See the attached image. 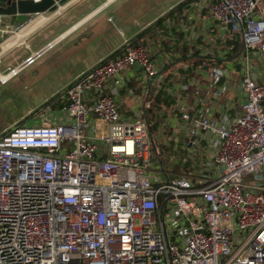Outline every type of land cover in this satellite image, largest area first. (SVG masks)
<instances>
[{
    "label": "built area",
    "instance_id": "2783aa9c",
    "mask_svg": "<svg viewBox=\"0 0 264 264\" xmlns=\"http://www.w3.org/2000/svg\"><path fill=\"white\" fill-rule=\"evenodd\" d=\"M196 5L208 10L201 20L213 43L242 42L234 69L213 66L208 74L215 95L235 90L243 100L242 111L220 118L182 96L171 106L194 154L184 162L198 171L167 176L162 159L154 160L144 112L122 115V89L125 103L140 100L127 88L132 72L149 94L164 57H179L144 35L128 40L34 110L33 124L0 136V264H264V71L257 59L264 57V0ZM186 8L163 20L165 39L188 33ZM8 19L0 13V64L26 44L5 48L22 31ZM52 46L0 70V84ZM192 84L178 80L171 91ZM201 133L209 144L204 161L194 148Z\"/></svg>",
    "mask_w": 264,
    "mask_h": 264
},
{
    "label": "crops",
    "instance_id": "0c3cea01",
    "mask_svg": "<svg viewBox=\"0 0 264 264\" xmlns=\"http://www.w3.org/2000/svg\"><path fill=\"white\" fill-rule=\"evenodd\" d=\"M82 1L84 0H68L66 3L59 5V7L52 12L46 11L43 13L32 14L29 16L28 22L24 25L20 24L17 20H12L11 17L7 20L15 27L19 25L22 26L21 30L24 31L22 37H24L26 43L25 46L31 50V53L28 56L38 50H41L49 43H53L54 46L66 36H69L73 32L93 21L94 23L91 24L89 30L84 32L82 37H79L80 40L75 44L77 47L84 48L85 50L80 54L83 58L82 63L85 67L75 76L74 80L94 65L114 55L120 48L123 47L126 41L134 39L156 21L160 19L164 20L169 15H173L174 13L179 14L183 11H173V8L183 2V0H124L120 3H118L120 0H90L88 3H84L79 8L72 11L73 7L80 5ZM197 1L198 0H195L189 3L185 9V17L189 18V21L184 19L188 22L186 29L188 33H185L184 31L179 32L177 33L178 39L176 41H170L169 39H165L161 34V24V26L157 27L153 31L158 39L149 37L154 40L156 47L164 46L169 53H175L179 56L177 59L170 58V56L164 57L165 61L162 62L163 69L160 72V83L153 81L154 87L151 90L155 95L163 93V98L168 97V100L170 101L169 104L163 103V99L160 103L152 107L154 101L151 102V100H147L149 94H146L145 92L146 85L139 82L133 72L127 88L132 89L134 91V95L140 97V100L132 99L129 100L128 103H125L124 100L130 98L128 94L129 92L126 88L121 90V97L119 100V108L124 118L135 114L133 109L138 108L139 111L144 112L146 106L151 107V123H157L153 137V151L154 156L157 155L158 159L154 160L158 162L159 159H162V162L164 163V146L169 145V143L174 145L176 144V152L170 153L171 155H167V158L170 159L168 162L170 169L177 172V175L193 174L196 169L198 171L200 168L191 164V161H186L190 162L186 171V162H184L185 158L183 157V160L180 159V151L182 149L190 152L192 151L191 147L187 146V138L182 121L180 122L177 118L170 115V108L173 104L178 102L179 96H182L183 99L185 98L186 103L188 105H193L195 108H201L205 105L212 106V109L215 110L214 115L218 118L223 116L225 113L234 116L237 112L243 110L242 97L239 94L237 95L235 90H229L220 96L215 95L217 87L215 88L211 84L208 74L209 70L213 66L228 65L234 69L235 66L233 60H235L240 54L242 50V42L238 38L235 42L228 41L226 44H218V42H216L217 44L213 43L212 40L208 38L209 36H206L208 34L201 20V18L208 14V10L206 8L201 9V6L196 5ZM116 3L118 4L110 17L105 20H99V18H97L103 11L106 10V8ZM68 12L70 14L64 20L51 27L48 30V33H46V35H53V38L41 48L33 50L31 45L28 43V39L39 30L45 29L53 24L60 16L65 15ZM193 16L195 19L192 18ZM213 41L215 42V40ZM232 43H234L233 45H235V47L230 50ZM238 43H240V45H238ZM183 44L196 49L200 55V63L191 62L190 60L183 63V60H179L183 53L176 48L178 47L182 49ZM204 47L209 48L210 50V54L207 57H203L201 53ZM191 55V52L188 53V56ZM214 58H217L218 60ZM257 59L261 63L264 62V57H257ZM158 60L161 62L159 57ZM204 61L209 62V66L207 67L208 69L200 68ZM236 71L239 73L238 70H235L231 74V79L234 80V83L240 80V75L237 74ZM178 80L183 81V83H188L190 81L193 82L192 88L194 89H183L182 92L171 91L175 88V83ZM195 88L197 89L195 90ZM229 93H233V97L228 98L227 94ZM176 113L180 116L179 112L176 111ZM159 114L165 120L163 123L158 120ZM160 147L161 153L158 154ZM208 147L209 144L207 139L204 134L201 133L198 144L194 146V148H197L202 152L201 161H204L205 154L209 152ZM179 161L180 164H177ZM176 166L178 167L177 169ZM166 173L167 176H169L167 171ZM194 176H199V174L196 173Z\"/></svg>",
    "mask_w": 264,
    "mask_h": 264
},
{
    "label": "rangeland",
    "instance_id": "374dc122",
    "mask_svg": "<svg viewBox=\"0 0 264 264\" xmlns=\"http://www.w3.org/2000/svg\"><path fill=\"white\" fill-rule=\"evenodd\" d=\"M88 1L90 0L82 1L80 5L73 7L72 11L84 3H88ZM122 1L124 0H120L118 3ZM118 3L106 8L97 18L105 20L110 17ZM69 14L68 12L60 16L53 24L31 36L28 39L31 48L37 50L50 41L53 35H46L48 30L64 20ZM93 23L92 21L69 36H66L52 48L45 51L33 64L21 70L19 74L9 79L6 83L0 84V136L15 124L22 126L29 120V124H33L35 121L33 116L35 114L32 112L43 106L59 92L65 90L70 82L74 81L75 76L85 67L82 63L83 58L80 55L85 50L84 48L77 47L75 44L80 40L79 37H82L83 33L89 30ZM30 53L31 50L25 45L16 46L3 58L0 70L6 72L9 66H16ZM259 65L264 71V66L261 63ZM227 97H233V93L227 94ZM158 118L161 123L165 121L160 114ZM175 145L169 143L163 149L165 160L163 167L169 173V177L178 174L170 169L168 163L170 159L167 158V155L170 156V153L176 152ZM160 153L161 147L158 151V154ZM193 156L194 154L188 150L182 149L180 151L181 160H183V157L192 159ZM154 159H158V156H154ZM177 164H180V161ZM189 165L190 162L185 163L186 171Z\"/></svg>",
    "mask_w": 264,
    "mask_h": 264
},
{
    "label": "water",
    "instance_id": "95a60500",
    "mask_svg": "<svg viewBox=\"0 0 264 264\" xmlns=\"http://www.w3.org/2000/svg\"><path fill=\"white\" fill-rule=\"evenodd\" d=\"M67 1L68 0H41L39 2H34L33 0H0V13L10 16L20 24H24L29 20L30 15L46 11L52 12L56 10L59 5Z\"/></svg>",
    "mask_w": 264,
    "mask_h": 264
},
{
    "label": "trees",
    "instance_id": "16d2710c",
    "mask_svg": "<svg viewBox=\"0 0 264 264\" xmlns=\"http://www.w3.org/2000/svg\"><path fill=\"white\" fill-rule=\"evenodd\" d=\"M195 0H183V2H181L180 4H178L177 6H175L172 10L173 11H180L182 10V8L186 7L189 3L193 2ZM172 11V12H173ZM171 12V13H172ZM162 20L163 19H160L158 21H156L153 25H151L149 28L145 29L143 32H141L139 35H144L146 37H152L154 39H158L156 37V34L153 33V31L161 26L162 24ZM138 35V36H139ZM238 45H240V43H238ZM238 47V46H237ZM177 50H179L182 54V57L179 59V60H183V63H185L186 61L190 60L191 62H196V63H200L201 60H199L200 58V55L198 54V52L196 51L195 48H190L188 47V45L186 44H183V48H176ZM192 53L191 56H188V53ZM117 53V52H116ZM115 53V54H116ZM153 91H150L148 97H147V100H151V102L154 101V103L152 104V107H154L156 104L160 103V101H162L164 99V102L165 104H169V100H168V97H164L163 98V93H160V94H157L155 95ZM152 95V96H151ZM151 107H145L144 109V116H145V119L148 123V126H149V129H150V132H151V135L154 137V133H155V130H156V127H157V123H151V120H150V114H152L150 111ZM154 139V138H153Z\"/></svg>",
    "mask_w": 264,
    "mask_h": 264
},
{
    "label": "bare ground",
    "instance_id": "6f19581e",
    "mask_svg": "<svg viewBox=\"0 0 264 264\" xmlns=\"http://www.w3.org/2000/svg\"><path fill=\"white\" fill-rule=\"evenodd\" d=\"M23 30L21 32H19L15 37H12L10 40H8L7 42H5V48L6 49H10L13 46H15L19 41H25L24 37H22L23 35Z\"/></svg>",
    "mask_w": 264,
    "mask_h": 264
}]
</instances>
